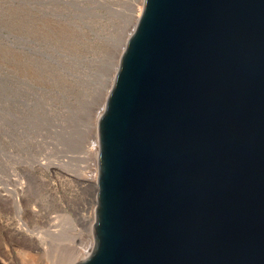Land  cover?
Returning <instances> with one entry per match:
<instances>
[{
  "label": "water",
  "instance_id": "obj_1",
  "mask_svg": "<svg viewBox=\"0 0 264 264\" xmlns=\"http://www.w3.org/2000/svg\"><path fill=\"white\" fill-rule=\"evenodd\" d=\"M135 27L77 264H264V0H144Z\"/></svg>",
  "mask_w": 264,
  "mask_h": 264
},
{
  "label": "rangeland",
  "instance_id": "obj_2",
  "mask_svg": "<svg viewBox=\"0 0 264 264\" xmlns=\"http://www.w3.org/2000/svg\"><path fill=\"white\" fill-rule=\"evenodd\" d=\"M140 3L0 0V264L91 253L90 146ZM56 219L63 231L48 235L49 251L31 247L22 227L48 232Z\"/></svg>",
  "mask_w": 264,
  "mask_h": 264
},
{
  "label": "bare ground",
  "instance_id": "obj_3",
  "mask_svg": "<svg viewBox=\"0 0 264 264\" xmlns=\"http://www.w3.org/2000/svg\"><path fill=\"white\" fill-rule=\"evenodd\" d=\"M142 6H144V0H142V3H140ZM140 7V6H139ZM142 8V7H141ZM143 9V8H142ZM138 11V10H137ZM142 12V10H139V14H138V19L140 17V13ZM109 96V94H107ZM103 113V110L102 112ZM101 113L99 114V116L97 117V120L99 121V118L101 116ZM97 121V122H98ZM96 130H95V142L94 144H92L90 147L91 148V155H93V159H92V162H91V167L93 169V172H94V177H95V181L94 183L96 184L97 183V179L99 177V172H98V155H99V136H98V124L95 126ZM89 165V166H90ZM90 170V169H89ZM90 172V171H89ZM92 174V173H91ZM91 217H90V220H91V225L94 226L95 223H96V219H95V207H93L92 209V213L90 214ZM63 217V216H62ZM59 218L61 219V216H59ZM53 220V219H52ZM51 220V221H52ZM58 219H56L54 221V224L52 226H50L51 230L48 231V232H45V231H38L37 229L36 230H29L28 228L26 229L24 226L22 227L23 228V233H29L30 235H27L26 234V239L28 240L29 244L31 247H33L34 249H37L39 252H48L49 251V247H50V242L52 241V239H48V235L49 234H53L52 236L53 237H57V236H60L61 232L63 231V224H59L57 223ZM52 228H54V230H52ZM26 231V232H25ZM91 236V234H90ZM90 238V237H89ZM41 243V247L38 246V244ZM93 245H94V242L93 240H90V251L92 250L93 248ZM40 258L41 257H37V256H31V255H23V260L25 261L26 264H48V262L46 263V261H44L42 263V261H40ZM30 262V263H29Z\"/></svg>",
  "mask_w": 264,
  "mask_h": 264
}]
</instances>
